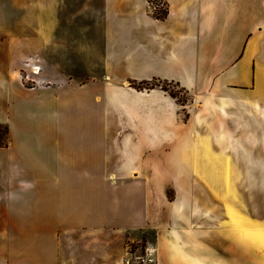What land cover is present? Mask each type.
I'll list each match as a JSON object with an SVG mask.
<instances>
[{"label": "crops", "instance_id": "1", "mask_svg": "<svg viewBox=\"0 0 264 264\" xmlns=\"http://www.w3.org/2000/svg\"><path fill=\"white\" fill-rule=\"evenodd\" d=\"M88 112L126 118L128 170ZM0 114V264H125L148 236L153 264H264V0H0Z\"/></svg>", "mask_w": 264, "mask_h": 264}, {"label": "rangeland", "instance_id": "2", "mask_svg": "<svg viewBox=\"0 0 264 264\" xmlns=\"http://www.w3.org/2000/svg\"><path fill=\"white\" fill-rule=\"evenodd\" d=\"M159 5L157 6V9L155 10V13L157 15L161 14V13H165V4L164 2H160L158 3ZM26 78V77H25ZM29 82V80H28ZM149 85V84H148ZM163 86L166 89H169V91L171 92V94L175 95L178 98V101L181 102L182 104L188 103L190 97L188 92L182 90L179 87L173 86V85H168V84H163ZM94 103V102H93ZM92 102H90V104H93ZM84 106V104H82ZM94 105V104H93ZM99 105V104H97ZM121 113V112H118ZM43 118V117H42ZM3 119V121H2ZM45 119V118H44ZM71 125L74 124V122L76 120L81 121V125H85V126H93V125H97L98 127H103V129H107L108 132L104 133V136H102V142H103V149L101 150V155L97 154L99 158H101L102 160V172L103 173H111V172H119L120 171H126L128 170L129 164H130V159H131V153H129L130 148L127 144V139L126 136L128 134L127 131L128 128H126V118L119 116V115H107V116H97V115H90V113L88 112L87 114H82V115H72L71 116ZM0 122H4V123H8V121H4V117L0 114ZM41 123H45L42 122ZM131 128V127H130ZM98 134V133H97ZM62 135V134H60ZM54 137H56V134H53ZM76 134L71 133L70 135V141H71V146L74 147V145L76 146ZM88 136V139L85 140V142L87 143V148H89V143H90V139L89 136H95V133H86L85 137ZM100 140V136L99 139ZM83 152L87 153V156H90L89 154V150H84L82 149ZM172 151V150H168ZM97 152H100V150H97ZM130 161V162H129ZM172 166H167V173H169V169ZM174 183V182H173ZM243 188V192H246V201L248 200V202H252V204L254 203V191L251 187H249V185L246 186V188L244 187V185H242ZM174 185L171 183V181H167V185H166V196L168 199H172L174 198L175 195V191H174ZM232 189V188H231ZM107 192V196H108V200L109 201V205L107 207V211L109 213L110 217V212L109 210L112 212L113 211V204L111 203L113 198L110 194L109 190H106ZM233 191V189H232ZM228 212L230 213L232 220L234 221H238L237 226H243L245 224V220L244 219H237L234 218V214L231 211V209H227ZM107 216H104L103 214V223L109 222L110 220L107 218ZM100 220V219H99ZM88 221H91L90 218H88ZM111 222V221H110ZM240 234L243 235L242 230L240 229ZM130 240V239H128ZM131 241H133L134 243L130 244V246L132 247V250L135 254H139L141 253V249L146 245V243L151 242L154 243L155 246L157 247L156 241L153 240V238H150L149 236L143 239H135L134 237L131 239ZM130 242V241H128ZM132 264H136V262L134 260L131 261Z\"/></svg>", "mask_w": 264, "mask_h": 264}, {"label": "built area", "instance_id": "3", "mask_svg": "<svg viewBox=\"0 0 264 264\" xmlns=\"http://www.w3.org/2000/svg\"><path fill=\"white\" fill-rule=\"evenodd\" d=\"M157 6L158 5L154 6L155 10L157 9ZM38 72V65H32L31 73L36 74ZM26 77H28L30 82H34L33 78L29 77V74H26ZM156 252L157 248L155 244L151 242L146 243V245L141 249V253L139 254H135L132 250V247L128 246L124 263L132 264L131 261L134 260L136 264H153L156 261Z\"/></svg>", "mask_w": 264, "mask_h": 264}, {"label": "trees", "instance_id": "4", "mask_svg": "<svg viewBox=\"0 0 264 264\" xmlns=\"http://www.w3.org/2000/svg\"><path fill=\"white\" fill-rule=\"evenodd\" d=\"M165 13H161L158 16H164ZM9 141H10L9 126L5 123H0V147L7 146L9 144Z\"/></svg>", "mask_w": 264, "mask_h": 264}]
</instances>
